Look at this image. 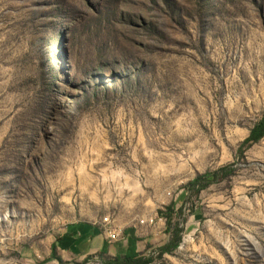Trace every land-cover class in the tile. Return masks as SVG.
Returning a JSON list of instances; mask_svg holds the SVG:
<instances>
[{"label": "rangeland", "instance_id": "obj_1", "mask_svg": "<svg viewBox=\"0 0 264 264\" xmlns=\"http://www.w3.org/2000/svg\"><path fill=\"white\" fill-rule=\"evenodd\" d=\"M263 116L264 0H0V264H264Z\"/></svg>", "mask_w": 264, "mask_h": 264}, {"label": "crops", "instance_id": "obj_2", "mask_svg": "<svg viewBox=\"0 0 264 264\" xmlns=\"http://www.w3.org/2000/svg\"><path fill=\"white\" fill-rule=\"evenodd\" d=\"M125 233H127V239L111 244L103 236L100 228L94 224L69 225L50 242L46 255L67 263L83 261L96 254H109L115 258L141 254L142 250H146L149 238L141 240L142 236H138L139 231L127 230Z\"/></svg>", "mask_w": 264, "mask_h": 264}, {"label": "trees", "instance_id": "obj_3", "mask_svg": "<svg viewBox=\"0 0 264 264\" xmlns=\"http://www.w3.org/2000/svg\"><path fill=\"white\" fill-rule=\"evenodd\" d=\"M264 137V116L254 124V126L251 128L248 137L244 140L243 144H254L261 140ZM223 170H226V168H223ZM203 177L199 176L197 177L193 182L192 185L198 184L199 181ZM177 245V240L172 239L169 242H167L165 245H163L160 248L161 253H169L170 251L174 250ZM109 264H148V261L146 259V256L143 255H132V256H122V257H115L112 259V261Z\"/></svg>", "mask_w": 264, "mask_h": 264}, {"label": "built area", "instance_id": "obj_4", "mask_svg": "<svg viewBox=\"0 0 264 264\" xmlns=\"http://www.w3.org/2000/svg\"><path fill=\"white\" fill-rule=\"evenodd\" d=\"M112 238V237H111Z\"/></svg>", "mask_w": 264, "mask_h": 264}]
</instances>
